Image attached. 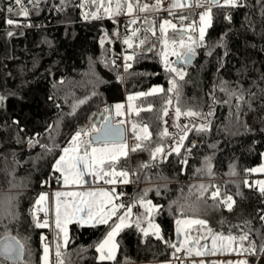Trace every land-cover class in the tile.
I'll return each instance as SVG.
<instances>
[{
	"label": "snow or ice",
	"instance_id": "obj_1",
	"mask_svg": "<svg viewBox=\"0 0 264 264\" xmlns=\"http://www.w3.org/2000/svg\"><path fill=\"white\" fill-rule=\"evenodd\" d=\"M44 2L45 0H9L7 7L0 9V13L6 11L10 14L5 22L13 30H8L6 35L15 37L23 33L14 29L38 27L28 21L33 14L40 13V5ZM51 7L54 11H63L66 7L80 9L84 20L103 21L107 18L112 21L114 31L105 32L99 42L104 48L102 62L110 70L117 72V79L121 83H124L126 77L143 75L131 71L133 63H139L140 59L152 53L153 56L160 57L165 71L169 73V87L165 89L155 86L149 91L129 94L126 111H122L125 108L123 104L118 103L114 106L116 117L131 118L133 113L135 117H140L142 111L152 112V105L141 107L134 106L131 102L141 97L159 95L162 106L159 114L156 115V120L165 126L157 129L155 139L147 123L134 119L113 122L112 109L109 107L104 108V113L108 115L102 116L99 127L92 123L90 126H82L69 133L65 141L67 146L58 142V137L62 135L61 128L66 126L63 115L46 127L43 139L47 142L36 138L41 134L25 140L24 128L17 119H12L10 124H4V127L11 131L10 141L21 147L25 144L33 149L39 147L42 149V155L54 156L51 174L48 179L41 182L42 186L51 188V183L55 182L61 187L78 186L82 189L41 192L38 198L31 202V207L28 209L31 226L35 229H48L52 233L51 240L48 235L41 233L40 264H77L72 254L64 251L71 242L68 226L73 223L81 227L107 226L104 238L94 245L101 262L134 264L126 256L124 259H118V253L122 256L124 254L120 252V242L117 237L126 229L135 228L143 240L147 241L149 237H154L172 250L171 259L166 264L173 262L175 264H264V210H261L259 215L261 222L259 228L254 227L251 220H244L241 224L231 225L227 232L214 231L209 227L206 218H189L187 213L199 215L203 210L206 215L207 207H214L217 210L224 207L229 213H235L237 202L227 191L221 192L220 186L204 183L192 185V188L196 189L195 192L190 188L187 196L173 201L167 209L171 212L172 205H175L184 216L175 220L178 243H174L172 239L165 237L160 225L155 222L157 216L163 215V206L154 204L149 198V192L153 191L156 196H161V188L166 191L167 183L156 185L154 188L139 187L144 182L151 184L152 178L149 175L151 170L160 168L161 164L173 154L179 158L178 162L181 165H188L192 150L198 147L195 140L189 139V133L203 137L211 131L215 105L219 101L216 95L218 91L227 96L226 100L219 101L225 104H231L233 98L241 103H247L246 92L249 96H255V93L241 87L239 83L233 84L218 79L209 94L211 103L207 105V111L184 109L179 106L183 84L187 83L185 77L188 74L184 66L191 64L192 59L197 55V50L203 49L205 55L213 56L218 48L224 49L218 62V72L223 68L225 58L229 55L227 42L230 39L229 32L223 33L215 41L208 35V30L214 27L216 17L222 14L223 20L231 26L234 23V16L242 13L243 23L236 31L252 32L253 35L264 38V29L255 31L257 22L264 24V0H254V3L252 0H58V4H53ZM161 12H167L172 19H158ZM149 13L155 14L152 19L148 18ZM13 16L24 19H13ZM121 17L127 18L126 24L119 19ZM173 20L179 23H174ZM141 21L140 26L131 28L129 35V26L137 25ZM152 38L155 39V43L152 42ZM134 39L139 40L135 47ZM117 42L127 47L123 55L112 56L111 45ZM251 47L256 46L251 45ZM136 48L140 51L137 52ZM128 49H132V52L128 53ZM259 50L264 52V46ZM169 56H175L177 60L172 61ZM121 67L124 75L119 72ZM84 75L88 77L84 86L91 85V93L85 98H76L72 111L66 114L68 116H75L80 105L87 103L92 97L99 96L100 93L96 89L100 84L105 83L96 73L92 61ZM260 79L264 81V72L261 73ZM2 89L3 85L0 84V111L6 108L7 101L16 97L14 92ZM260 91L264 95V88ZM49 99L52 100L53 97L50 96ZM174 100L177 105L173 109L174 117L170 124L162 117L170 115L169 106L173 105ZM56 107L60 108V105L57 104ZM235 108L236 119L239 120L240 105H235ZM182 116L186 118V123L177 122ZM126 124L128 127H125ZM170 128H174L175 131L170 133ZM185 141L188 143L185 144ZM165 144L168 146L165 147ZM209 147L217 149L215 143ZM181 149L184 151L182 152ZM143 152L149 154L150 160L131 166L130 154ZM56 153L59 155L56 156ZM11 156V166L6 169L9 177L7 187L0 189V264H32L30 238L22 236L18 231L21 224L19 211L21 190L27 185L15 181V166L19 162L15 159V152L11 153ZM213 159L214 153L205 157L201 167L194 169V174L214 178L216 173L212 168ZM4 161L7 164L8 157H4ZM246 171L264 172V167ZM86 177H91L97 183L95 189L91 186L89 189H83V186L89 183ZM159 179L167 180L164 176H159ZM245 183L248 184L247 181ZM129 184L137 185L136 193L131 199H123L126 193L118 192L117 187ZM104 185L111 187L106 188ZM210 186L213 188L210 193L213 204L209 206L206 193L209 192ZM248 186L252 187L250 184ZM256 186L264 196V181L256 182ZM134 208L137 209L135 214ZM39 213H43V218ZM219 223L223 227L227 221L221 219Z\"/></svg>",
	"mask_w": 264,
	"mask_h": 264
},
{
	"label": "trees",
	"instance_id": "obj_2",
	"mask_svg": "<svg viewBox=\"0 0 264 264\" xmlns=\"http://www.w3.org/2000/svg\"><path fill=\"white\" fill-rule=\"evenodd\" d=\"M252 2L254 3V0ZM8 3L9 0H0V9L6 8ZM53 4H58V0H45L40 5V13L33 14L28 21L38 27L14 29L23 33L15 37L6 35L8 30H13L5 22L10 14L6 11L0 13V84L3 85V91L16 94L15 98L7 101L6 108L0 111V189L7 187L9 177L6 169L11 166V153L15 152V159L19 162L15 166V181L27 185L21 190L19 208L21 224L18 231L22 236L30 238L32 264H40L42 254L40 236L46 229H35L31 226L28 209L41 192H48L49 189L59 186L55 182L51 183V188L41 184L51 174L54 156L42 155V149L39 147L29 151L26 144L21 147L10 141L11 131L4 127V124H10L12 119H17L24 128L25 140L41 134L36 138L47 142L43 139L46 127L63 115L66 126L61 128L62 135L58 137V142L67 146L65 141L69 133L76 128L87 126L92 114L97 115L104 111L105 107L111 108L117 103H126L129 94L149 91L155 86L165 89L169 87V73L165 71L160 57L153 56L152 53L140 59L139 63H133L131 71L143 75L126 77L124 83H121L117 79V72L110 70L102 62L104 48L99 42L105 32L114 31L112 21L107 18L103 21L84 20L80 9L66 7L63 11H54L51 7ZM12 18L24 19L14 16ZM163 18L172 19L167 12L160 13L158 19ZM173 22L179 23L177 20ZM141 23L142 21L137 25H131L128 34H131V28L140 26ZM241 23L242 13L234 16V23L231 26L223 20L222 14L216 17L214 27L208 30V35L215 41L223 33L229 32L230 39L227 41L229 55L225 58L223 68L218 72V62L224 49L218 48L213 56L205 55L203 49L197 50L194 64L184 66L188 75L185 77L187 83L183 84L179 106L184 109L207 111V105L211 103L209 94L218 79L233 84L239 83L241 87L255 93V96H249L246 92L247 103H241L233 98L231 104H225L219 101L226 100L227 96L218 91L216 95L219 101L215 105L211 131L203 137L189 133V139L195 140L198 147L192 150L188 165H181L178 162L179 158L173 154L160 168L151 170L149 174L152 178L151 184L144 182L139 185L140 188H154L156 185L167 183L166 191L161 188V196H156L153 191L149 192V198L154 204L163 206V215L157 216L155 222L160 225L165 237L172 239L174 243L177 238L175 220L184 216L175 205H172L171 212L167 209L173 201L187 196L190 188L195 192L196 189L192 188V185L200 183L217 185L220 186L221 192L227 191L237 202L236 211L229 213L224 207L218 210L207 207L206 215L202 210L199 215L189 212L188 217L206 218L209 227L221 232H227L231 225L241 224L244 220H251L254 227H260L259 215L261 210H264V196L254 186L249 187V184L245 183L247 181L245 175L250 173L246 170L254 169L262 163L264 155V95L260 91L264 88V81L260 79L261 73L264 72V52L259 50L264 46V38L253 35L252 32H237L236 29ZM262 29L264 24L257 22L255 31L259 32ZM134 42L135 47L139 40L135 39ZM152 42H156L154 38ZM251 45L256 47L253 48ZM126 47L121 42L112 44V56L123 55ZM136 51L139 52L140 49L136 48ZM131 52L132 49H128V53ZM90 61L94 62L96 73L105 83L96 89L100 93L99 96L92 97L87 103L80 105L75 116H68L66 114L72 111L76 98H85L91 93V85L84 86L88 79L84 74L89 69ZM119 72L124 75L123 67ZM50 96L53 97L52 100L49 99ZM57 104L60 108L56 107ZM149 104L153 107L152 112L142 111L140 117H135L133 113L127 120L134 119L147 123L155 139L157 129L165 126L156 120L162 106L160 96L134 100V106L147 107ZM237 104L240 105L239 120L235 115ZM176 105L177 102L174 100L173 105L169 106L170 115L162 117L170 124L173 122V109ZM111 114L113 115V110ZM177 122L186 123L187 120L182 116ZM126 126L128 127V124ZM169 131L172 133L175 129L170 128ZM187 143L188 141H185V144ZM213 143L217 145L215 150L209 147ZM213 153L212 168L216 173L215 177L195 175L194 169L201 167L204 158L212 156ZM58 155L59 153H56V156ZM4 157H8L7 164ZM130 160L131 166H135L139 162H148L150 157L147 152H143L130 154ZM159 176H164L167 180H161ZM119 189L126 193L123 199H131L136 193L137 185L129 184L120 186ZM212 190L210 186L209 192L206 193L209 206L213 204L210 196ZM221 219L227 221L223 227L219 223ZM106 229V225L81 227L72 224L69 229L71 242L64 251L71 253L77 264H111L109 261H98V253L94 248V245L104 238ZM117 240L120 242V252L124 254L122 256L118 253V259H124L126 256L134 264L158 263L171 259L170 248H166L154 237H149L147 241L143 240L135 228L126 229ZM25 259L27 260V254Z\"/></svg>",
	"mask_w": 264,
	"mask_h": 264
},
{
	"label": "crops",
	"instance_id": "obj_3",
	"mask_svg": "<svg viewBox=\"0 0 264 264\" xmlns=\"http://www.w3.org/2000/svg\"><path fill=\"white\" fill-rule=\"evenodd\" d=\"M118 104V103H117ZM119 104H123L124 106H125V108L124 109H122V111H126V103L125 102H121V103H119ZM116 105V104H115ZM114 105V106H115ZM113 116H114V119L116 120V121H118V120H121V119H125V120H127V116H121V117H116L115 116V107H113ZM260 167H264V159L262 160V163L259 165V166H257V167H255V168H260ZM250 174L252 175V180L251 181H248L247 180V182H248V184H251L252 186H256V182H258V181H264V172H259V171H257V172H250ZM86 179L89 181V183L88 184H85L84 186H83V189H89V186H91V188L92 189H95L96 187H97V183L94 181V180H92V178L91 177H86ZM104 187H111V186H109V185H104ZM118 187H120V186H118ZM117 187V188H118ZM57 189H59V190H63V191H80V190H82L80 187H78V186H64V187H61L60 185L58 186V187H56V188H53L52 189V191H54V190H57ZM255 189H258L259 190V188H258V186H256L255 187ZM48 192H50V191H48ZM40 214H43V213H39V215ZM189 218H191V217H189ZM113 219H115V218H113ZM74 224V223H73ZM72 224H70L69 226H68V231H69V229H70V226H71ZM195 226H193V228H194ZM210 242V241H209ZM175 243H178V238H176V242ZM98 256H99V254H98ZM221 258H223V257H221ZM213 259H216V257H213ZM98 261H99V259H98ZM101 262V261H100ZM105 262V261H104ZM166 262L167 261H162V262H158V263H146V264H166ZM173 264H175V263H173Z\"/></svg>",
	"mask_w": 264,
	"mask_h": 264
},
{
	"label": "water",
	"instance_id": "obj_4",
	"mask_svg": "<svg viewBox=\"0 0 264 264\" xmlns=\"http://www.w3.org/2000/svg\"><path fill=\"white\" fill-rule=\"evenodd\" d=\"M177 60V58L174 60V61H176ZM196 61V57H194L193 59H192V62H191V64H189V65H186V66H192L193 64H194V62ZM111 109L113 110V107H111ZM103 115H106V113H104V111H101L100 113H98L97 115H94V114H92L91 116H90V119H89V122H88V125L87 126H90L92 123H95V124H97L98 126L100 125V123L102 122V116ZM111 118H112V120H113V122H115L116 120L114 119V116L111 114ZM125 127H126V125H125ZM27 149L29 150V151H31V150H35V149H33V148H29V147H27Z\"/></svg>",
	"mask_w": 264,
	"mask_h": 264
},
{
	"label": "built area",
	"instance_id": "obj_5",
	"mask_svg": "<svg viewBox=\"0 0 264 264\" xmlns=\"http://www.w3.org/2000/svg\"><path fill=\"white\" fill-rule=\"evenodd\" d=\"M123 22L126 24V23H127V19H124ZM130 27H131V26H129V30H130ZM245 179L248 180V181H251V180H252V175H251L250 173H247V174L245 175ZM49 191L52 192V189H49ZM117 191H118V192H123V190L119 189V187L117 188ZM136 211H137V209L134 208V209H133V213L135 214ZM40 217L43 218V214H40ZM44 234H45V235H48L49 239L51 240V238H52V233H51L48 229H46V230L44 231ZM173 263H175V262H173Z\"/></svg>",
	"mask_w": 264,
	"mask_h": 264
},
{
	"label": "rangeland",
	"instance_id": "obj_6",
	"mask_svg": "<svg viewBox=\"0 0 264 264\" xmlns=\"http://www.w3.org/2000/svg\"><path fill=\"white\" fill-rule=\"evenodd\" d=\"M152 14H153V13H149V14H148V18H149V19H152V18H153V15H152ZM141 15H144V14H141ZM124 18H126V17H124ZM126 19H127V18H126ZM174 23H175V22H174ZM130 26H131V25H130ZM169 33H171V30H169ZM134 41H135V39H134ZM134 41H133V43H135ZM174 58H176V57H175V56H169V59L172 60V61H173ZM128 103H129V101L127 100V101H126V109H127V105H128ZM131 103L134 105V101H132ZM263 159H264V155H263ZM119 186H124V185H119ZM255 187H256V186H255ZM144 226H146V223H145ZM41 255H42V254H41ZM98 257H99V256H98ZM136 264H146V263H136Z\"/></svg>",
	"mask_w": 264,
	"mask_h": 264
}]
</instances>
